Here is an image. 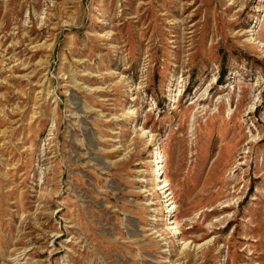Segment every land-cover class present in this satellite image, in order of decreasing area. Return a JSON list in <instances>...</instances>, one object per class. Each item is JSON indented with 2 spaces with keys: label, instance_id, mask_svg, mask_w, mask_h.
<instances>
[{
  "label": "rangeland",
  "instance_id": "374dc122",
  "mask_svg": "<svg viewBox=\"0 0 264 264\" xmlns=\"http://www.w3.org/2000/svg\"><path fill=\"white\" fill-rule=\"evenodd\" d=\"M0 264H264V0H0Z\"/></svg>",
  "mask_w": 264,
  "mask_h": 264
},
{
  "label": "bare ground",
  "instance_id": "6f19581e",
  "mask_svg": "<svg viewBox=\"0 0 264 264\" xmlns=\"http://www.w3.org/2000/svg\"><path fill=\"white\" fill-rule=\"evenodd\" d=\"M239 145V144H238ZM236 157V156H235ZM161 170V168H159L158 169V171H160ZM158 175H160V173H158ZM159 180V179H158ZM163 187H165V185H162L160 188H163Z\"/></svg>",
  "mask_w": 264,
  "mask_h": 264
}]
</instances>
